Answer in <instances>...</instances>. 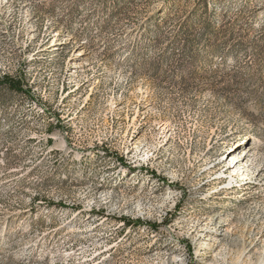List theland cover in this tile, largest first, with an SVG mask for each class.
Instances as JSON below:
<instances>
[{
    "label": "rangeland",
    "instance_id": "1",
    "mask_svg": "<svg viewBox=\"0 0 264 264\" xmlns=\"http://www.w3.org/2000/svg\"><path fill=\"white\" fill-rule=\"evenodd\" d=\"M4 76L0 264H264V0H0Z\"/></svg>",
    "mask_w": 264,
    "mask_h": 264
},
{
    "label": "bare ground",
    "instance_id": "2",
    "mask_svg": "<svg viewBox=\"0 0 264 264\" xmlns=\"http://www.w3.org/2000/svg\"><path fill=\"white\" fill-rule=\"evenodd\" d=\"M230 156L231 157L230 159H228V162L226 164V170L228 171L229 182L233 181L234 175L237 174V172L240 171V169H242L240 168V165L248 162L249 158L253 156L249 142H246L244 146L240 148L237 156H233V154H231ZM241 174L243 175L244 172H242ZM171 258L172 260H179L176 254H172Z\"/></svg>",
    "mask_w": 264,
    "mask_h": 264
},
{
    "label": "trees",
    "instance_id": "3",
    "mask_svg": "<svg viewBox=\"0 0 264 264\" xmlns=\"http://www.w3.org/2000/svg\"><path fill=\"white\" fill-rule=\"evenodd\" d=\"M0 84L6 85L8 88H10L13 91L17 92H26V89L23 87V84L21 81L17 79H13L8 76H4L0 79ZM128 224H130V221L127 220Z\"/></svg>",
    "mask_w": 264,
    "mask_h": 264
}]
</instances>
